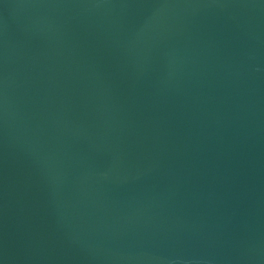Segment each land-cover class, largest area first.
Returning a JSON list of instances; mask_svg holds the SVG:
<instances>
[{
	"label": "water",
	"instance_id": "1",
	"mask_svg": "<svg viewBox=\"0 0 264 264\" xmlns=\"http://www.w3.org/2000/svg\"><path fill=\"white\" fill-rule=\"evenodd\" d=\"M0 264H264V0H0Z\"/></svg>",
	"mask_w": 264,
	"mask_h": 264
}]
</instances>
